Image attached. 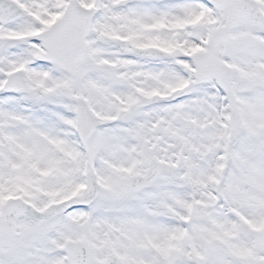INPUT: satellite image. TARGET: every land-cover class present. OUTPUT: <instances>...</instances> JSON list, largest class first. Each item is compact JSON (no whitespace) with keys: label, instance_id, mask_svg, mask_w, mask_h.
Listing matches in <instances>:
<instances>
[{"label":"snow or ice","instance_id":"obj_1","mask_svg":"<svg viewBox=\"0 0 264 264\" xmlns=\"http://www.w3.org/2000/svg\"><path fill=\"white\" fill-rule=\"evenodd\" d=\"M0 264H264V0H0Z\"/></svg>","mask_w":264,"mask_h":264}]
</instances>
